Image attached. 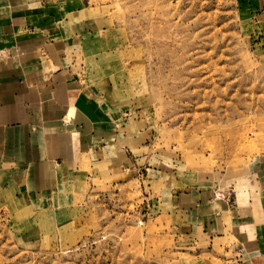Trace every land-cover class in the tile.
Returning <instances> with one entry per match:
<instances>
[{"label": "rangeland", "instance_id": "obj_1", "mask_svg": "<svg viewBox=\"0 0 264 264\" xmlns=\"http://www.w3.org/2000/svg\"><path fill=\"white\" fill-rule=\"evenodd\" d=\"M69 22L98 133L129 160L41 203L1 177L0 264H238L225 243L209 257L176 202L207 184L234 206L264 157L262 16L244 0H83Z\"/></svg>", "mask_w": 264, "mask_h": 264}, {"label": "crops", "instance_id": "obj_2", "mask_svg": "<svg viewBox=\"0 0 264 264\" xmlns=\"http://www.w3.org/2000/svg\"><path fill=\"white\" fill-rule=\"evenodd\" d=\"M244 1L264 21V0ZM82 9L83 0H0V178L31 204L129 160L108 141L102 96L75 57L83 44L69 21ZM238 183L234 206L205 184L176 209L200 224L209 257L220 261L214 244L225 243L238 264H264V157H252Z\"/></svg>", "mask_w": 264, "mask_h": 264}]
</instances>
